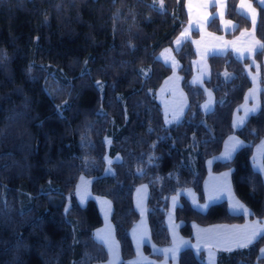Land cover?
I'll use <instances>...</instances> for the list:
<instances>
[{
	"label": "trees",
	"instance_id": "16d2710c",
	"mask_svg": "<svg viewBox=\"0 0 264 264\" xmlns=\"http://www.w3.org/2000/svg\"><path fill=\"white\" fill-rule=\"evenodd\" d=\"M186 1L164 0L160 10L154 0H0V264L108 259L94 239L103 223L97 203L89 199L83 206L75 195L80 175L92 178L94 195L111 200L124 260L135 255L129 232L139 218L133 201L139 184L150 188L152 240L168 245L170 196L192 187L204 199L206 162L232 133L245 145L213 170L232 169L236 195L252 218H264V181L251 165L264 137V73L259 111L234 131V111L251 85L246 61L231 52L211 55L209 79L193 85L196 53L192 41H186L176 56L188 110L181 121L164 122L157 91L172 68L158 54L188 24ZM238 1L228 0L226 16L237 30L249 28L250 20L237 11ZM252 1L259 10L256 34L264 41V7ZM209 29L222 33L217 18ZM263 55L264 49L256 59L261 62ZM205 88L216 97L209 112L202 110ZM106 155L121 157L111 175L105 174ZM176 218L189 238L193 222L245 220L231 213L226 201L202 212L184 197ZM263 245L261 236L246 248L222 252L218 264H264ZM145 250L151 254L148 245ZM179 263L205 264L192 248L181 251Z\"/></svg>",
	"mask_w": 264,
	"mask_h": 264
},
{
	"label": "crops",
	"instance_id": "0c3cea01",
	"mask_svg": "<svg viewBox=\"0 0 264 264\" xmlns=\"http://www.w3.org/2000/svg\"><path fill=\"white\" fill-rule=\"evenodd\" d=\"M228 0H187L188 24L174 40L173 45L164 48L158 58L172 68V72L164 79L157 91V99L162 107L164 122L172 125L181 121L188 110L189 101L183 88V76L180 73L181 63L176 52L186 41H192L196 57L192 60L193 73L190 82L203 86L210 77L209 57L224 55L231 52L237 59L246 61L245 71L250 78L251 85L245 93L244 100L235 109L232 125L234 131L241 129L247 120L257 113L261 107V76L264 73V55L260 61L257 53L264 49V41L256 34L259 10L252 0H239L238 13L250 20L249 28L237 30V23L226 16ZM264 7V0H259ZM217 18L222 33L209 29V23ZM237 32L229 37L227 34ZM197 32V36H194ZM205 100L202 103L204 112L211 111L216 104L214 92L205 88ZM245 141L236 133L230 134L223 143L222 150L206 162L207 174L203 183L204 199L192 187L184 188L169 198L166 214V224L171 236L168 245L160 246L153 242L148 219L149 185L139 184L133 194L134 207L139 213L138 220L130 228V237L135 255L124 260L120 245L116 238L112 222L113 204L110 199L94 195L84 198L81 205H86L89 199H94L98 205L103 223L94 230V239L100 243L108 253L106 261L93 264H180L179 256L183 249L192 248L205 264H218V257L222 252H229L246 248L264 236V218H252L251 209L238 198L232 183V169L215 172L216 162L232 160L236 152L244 146ZM120 155L110 159L111 169L105 172L113 174V164L120 161ZM264 137L256 144L252 157V168L262 175L264 181ZM107 163V160H106ZM92 179V178H91ZM78 182V181H77ZM93 180L90 181V186ZM77 186V184H76ZM186 198L197 210L205 212L215 203L226 201L229 211L243 214L242 223H214L200 225L192 223L193 237L189 238L181 233L182 221L176 218V209L181 205L182 198ZM150 247L151 254L145 246ZM264 258V245L259 250Z\"/></svg>",
	"mask_w": 264,
	"mask_h": 264
},
{
	"label": "rangeland",
	"instance_id": "374dc122",
	"mask_svg": "<svg viewBox=\"0 0 264 264\" xmlns=\"http://www.w3.org/2000/svg\"><path fill=\"white\" fill-rule=\"evenodd\" d=\"M154 5L160 10H163L165 8L164 0H154ZM108 145H109V143H108ZM193 153L191 152V156H190V159L192 162L195 159V156L193 155ZM110 159H111V157L109 155H106V160H107L106 171L112 168V166L110 164ZM105 174H106V172H105ZM91 180L92 179L86 175H80V177L78 179L77 186L75 189V195H76V197L80 203L83 202V200H84V198H86V196H88V198H91V195H92L91 194V186H90ZM70 205H71L70 197L68 196L67 202H66V210L70 207Z\"/></svg>",
	"mask_w": 264,
	"mask_h": 264
}]
</instances>
